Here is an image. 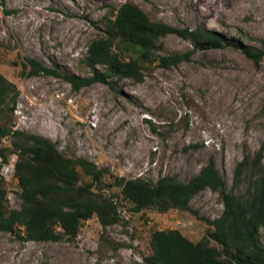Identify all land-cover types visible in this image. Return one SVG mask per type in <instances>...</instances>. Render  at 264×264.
I'll return each instance as SVG.
<instances>
[{
	"label": "rangeland",
	"instance_id": "1",
	"mask_svg": "<svg viewBox=\"0 0 264 264\" xmlns=\"http://www.w3.org/2000/svg\"><path fill=\"white\" fill-rule=\"evenodd\" d=\"M138 5L153 21L177 28H202L264 51V0H0V74L20 95L9 119L15 130L41 135L71 159L83 158L118 178L157 182L178 175L188 182L211 160L236 194L237 166L264 144V59L256 62L226 47L195 52L172 69L151 67L143 82L130 79L81 89L62 77H28L23 63L36 59L61 74L93 75L88 46L104 31L111 8ZM159 56L186 54L191 42L162 38ZM0 139V149L10 148ZM17 156L0 157V179L10 206L20 209ZM80 182H90L79 169ZM111 194H120L114 188ZM124 222L104 230L98 218L85 222L77 240L34 242L0 233V264H145L155 230H180L200 241L224 212L218 193L206 189L192 210L130 211L115 198ZM264 246V229L260 232ZM215 245V244H214Z\"/></svg>",
	"mask_w": 264,
	"mask_h": 264
},
{
	"label": "trees",
	"instance_id": "2",
	"mask_svg": "<svg viewBox=\"0 0 264 264\" xmlns=\"http://www.w3.org/2000/svg\"><path fill=\"white\" fill-rule=\"evenodd\" d=\"M103 23V34L88 46L86 65L92 76L61 74L36 59H26L23 66L29 69L27 76L62 77L74 89L97 83L114 89L113 79L141 83L154 65L172 69L188 62L197 51L231 47L256 62L264 59L263 50L220 34L153 21L134 3L111 8ZM169 35L191 42L194 50L159 56L161 40ZM19 95L17 86L0 74V139L9 138L11 142L10 148L0 149V157L6 164L9 153L17 156L15 178L20 188V209H14L5 180L0 179V233L24 235L25 240L34 242L63 239L75 242L85 222L95 217L104 230L124 222L115 201L119 195L132 205L130 211L134 214L154 209L161 213L179 210L196 215L192 201L210 189L219 194L224 204L219 218L205 219L213 229L198 242L177 229L153 231L152 253L144 258L145 264H264L260 239L264 229V144L254 158L246 156L236 168L235 187L240 188L248 180L246 190L240 194L228 190L213 160L188 182L178 175L162 176L156 183L141 177L118 178L89 160L66 157L55 143L41 135L9 126ZM80 168L90 182H80ZM114 188L120 189L119 195L111 194Z\"/></svg>",
	"mask_w": 264,
	"mask_h": 264
}]
</instances>
